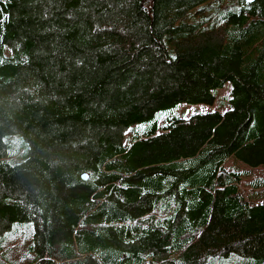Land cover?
<instances>
[{"label":"trees","instance_id":"trees-1","mask_svg":"<svg viewBox=\"0 0 264 264\" xmlns=\"http://www.w3.org/2000/svg\"><path fill=\"white\" fill-rule=\"evenodd\" d=\"M230 156L264 165V0H0V264H264Z\"/></svg>","mask_w":264,"mask_h":264},{"label":"rangeland","instance_id":"rangeland-1","mask_svg":"<svg viewBox=\"0 0 264 264\" xmlns=\"http://www.w3.org/2000/svg\"><path fill=\"white\" fill-rule=\"evenodd\" d=\"M230 91L231 82L226 81L221 87L214 90L215 98L211 104L179 102L174 107L159 110L150 121L132 124L129 130L124 133L123 143L129 144L134 131L141 130L152 123L156 124V132H160L168 116L188 117L195 112L225 111L230 107ZM224 167L239 174L240 187L250 202H264V165L249 166L236 157L230 156L225 160Z\"/></svg>","mask_w":264,"mask_h":264},{"label":"water","instance_id":"water-1","mask_svg":"<svg viewBox=\"0 0 264 264\" xmlns=\"http://www.w3.org/2000/svg\"><path fill=\"white\" fill-rule=\"evenodd\" d=\"M246 1H247V2H251V1H253V0H246ZM82 178H83V179H86V178H87V174H86V173H83V174H82Z\"/></svg>","mask_w":264,"mask_h":264}]
</instances>
